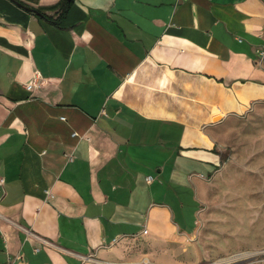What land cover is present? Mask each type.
Masks as SVG:
<instances>
[{"label":"crops","instance_id":"crops-1","mask_svg":"<svg viewBox=\"0 0 264 264\" xmlns=\"http://www.w3.org/2000/svg\"><path fill=\"white\" fill-rule=\"evenodd\" d=\"M59 1L0 0V264H173L211 129L264 101V0Z\"/></svg>","mask_w":264,"mask_h":264},{"label":"rangeland","instance_id":"rangeland-1","mask_svg":"<svg viewBox=\"0 0 264 264\" xmlns=\"http://www.w3.org/2000/svg\"><path fill=\"white\" fill-rule=\"evenodd\" d=\"M211 132L219 170L204 180L186 178L179 188L184 207L176 219L197 229L173 264H264V101Z\"/></svg>","mask_w":264,"mask_h":264},{"label":"trees","instance_id":"trees-1","mask_svg":"<svg viewBox=\"0 0 264 264\" xmlns=\"http://www.w3.org/2000/svg\"><path fill=\"white\" fill-rule=\"evenodd\" d=\"M73 1L74 0H60L59 1V3L56 5L58 7L59 11H60L58 17H60V15L64 14L65 12H67V9L69 8V6L72 4ZM21 3H22V1H21ZM40 16H42L45 19L52 20L51 19L52 17L51 16H48L46 14L41 13ZM57 18L56 19H53L52 22H54L55 24H58Z\"/></svg>","mask_w":264,"mask_h":264},{"label":"built area","instance_id":"built-area-1","mask_svg":"<svg viewBox=\"0 0 264 264\" xmlns=\"http://www.w3.org/2000/svg\"><path fill=\"white\" fill-rule=\"evenodd\" d=\"M259 55L264 56V50L261 49V51H259ZM36 84V77L34 76V78L32 79V81H30L27 85L28 88H31L32 86H35ZM148 178H151V176H148ZM37 250V249H36ZM11 264V261L8 263ZM111 264H115V263H111ZM120 264H159V263H153L150 260L143 258L138 262H133V263H120Z\"/></svg>","mask_w":264,"mask_h":264},{"label":"water","instance_id":"water-1","mask_svg":"<svg viewBox=\"0 0 264 264\" xmlns=\"http://www.w3.org/2000/svg\"><path fill=\"white\" fill-rule=\"evenodd\" d=\"M16 3H18V4H20L19 2H17V1H15ZM27 9H29V10H31V11H34L35 13H37V14H39V12H38V10H36V9H31V8H28V7H26Z\"/></svg>","mask_w":264,"mask_h":264}]
</instances>
